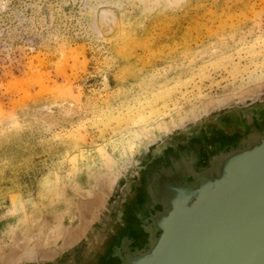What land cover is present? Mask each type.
<instances>
[{"label": "rangeland", "instance_id": "rangeland-1", "mask_svg": "<svg viewBox=\"0 0 264 264\" xmlns=\"http://www.w3.org/2000/svg\"><path fill=\"white\" fill-rule=\"evenodd\" d=\"M262 105L264 0H0V264L86 263L152 161Z\"/></svg>", "mask_w": 264, "mask_h": 264}, {"label": "water", "instance_id": "water-1", "mask_svg": "<svg viewBox=\"0 0 264 264\" xmlns=\"http://www.w3.org/2000/svg\"><path fill=\"white\" fill-rule=\"evenodd\" d=\"M256 112L231 116L241 131L208 128L152 161L84 264H264V105Z\"/></svg>", "mask_w": 264, "mask_h": 264}, {"label": "bare ground", "instance_id": "bare-ground-1", "mask_svg": "<svg viewBox=\"0 0 264 264\" xmlns=\"http://www.w3.org/2000/svg\"><path fill=\"white\" fill-rule=\"evenodd\" d=\"M34 78V77H33ZM14 103V102H13Z\"/></svg>", "mask_w": 264, "mask_h": 264}]
</instances>
